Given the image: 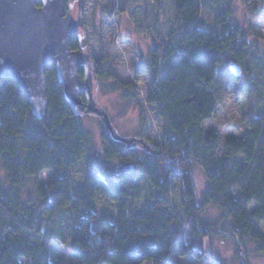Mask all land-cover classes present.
I'll list each match as a JSON object with an SVG mask.
<instances>
[{
	"label": "trees",
	"instance_id": "1",
	"mask_svg": "<svg viewBox=\"0 0 264 264\" xmlns=\"http://www.w3.org/2000/svg\"><path fill=\"white\" fill-rule=\"evenodd\" d=\"M203 1L172 0L177 44L153 54L147 101L162 119V143L153 154L139 155L101 133L105 158L132 162L160 193L141 212L134 209L141 196L135 170L89 171L82 186L73 187L70 168L83 157L89 136L64 99L54 65L45 67L40 119L16 82L0 78V264H181L209 256L203 240L214 237L232 240L246 264V243L264 254V116L250 118L242 137L223 144L217 131L202 126L217 108L219 67L241 65L249 53L229 10L216 14L211 27L199 22ZM69 45L78 49L75 35ZM102 61H95L96 69ZM196 168L206 181L199 194ZM43 172L50 173L45 183L38 180ZM175 186L176 206L170 199ZM98 195L113 203V213L92 229ZM207 207L218 209L216 221L202 218ZM62 209L75 216L70 251L53 256L42 218Z\"/></svg>",
	"mask_w": 264,
	"mask_h": 264
},
{
	"label": "rangeland",
	"instance_id": "2",
	"mask_svg": "<svg viewBox=\"0 0 264 264\" xmlns=\"http://www.w3.org/2000/svg\"><path fill=\"white\" fill-rule=\"evenodd\" d=\"M64 9L65 14H71L74 19L77 14L83 18L84 24L75 34L79 41L77 51L91 57L95 84L92 109L107 114L116 135L132 152L153 154L155 147L163 141L164 128L147 97L155 72L153 54L166 49L169 43L176 46L180 33L172 0H64ZM225 10H229L231 23L239 32L238 39L245 41L249 55L239 65L240 77H234L228 70L229 65L235 63L233 61L221 65L217 72L214 84L217 108L202 126L205 130L217 131L222 136L221 144L229 136L242 137L250 118L264 116V0H204L198 20L211 27L215 15ZM99 59L103 61L96 69L95 61ZM110 73L113 77H109ZM80 116L89 138L83 157L70 168L73 187H81L89 171L114 172L122 163L104 156L100 137L103 131H109L103 117L91 110ZM134 170L141 192L134 209L141 212L160 193L136 168ZM49 176L50 173L43 172L38 180L45 183ZM193 179L199 194L206 185L201 169L194 170ZM176 187L170 194L174 206L179 202ZM96 205L97 219L92 223V229L103 216L113 213V203L107 198L98 195ZM219 217L216 207H207L202 214L203 219L212 222ZM42 219L45 238H53L52 255L70 251L74 214L62 209ZM202 245L209 256L202 260L183 258L181 264H246L235 254L230 239H204ZM245 251L247 264H264V254L256 252L252 243H246Z\"/></svg>",
	"mask_w": 264,
	"mask_h": 264
},
{
	"label": "water",
	"instance_id": "3",
	"mask_svg": "<svg viewBox=\"0 0 264 264\" xmlns=\"http://www.w3.org/2000/svg\"><path fill=\"white\" fill-rule=\"evenodd\" d=\"M83 24L80 14L76 19L65 14L64 0H0V78L16 82L30 104L31 113L40 119L46 107L45 67L54 65L72 113L80 116L91 110L102 116L111 137L124 142L116 135L107 114L92 109L90 54L70 48L72 35ZM79 68H83L82 79ZM228 70L238 76L241 67L234 63ZM82 93L86 95L85 100ZM134 168L132 162H124L114 172L116 175L131 174Z\"/></svg>",
	"mask_w": 264,
	"mask_h": 264
},
{
	"label": "flooded vegetation",
	"instance_id": "4",
	"mask_svg": "<svg viewBox=\"0 0 264 264\" xmlns=\"http://www.w3.org/2000/svg\"><path fill=\"white\" fill-rule=\"evenodd\" d=\"M78 15V14H77ZM77 15H76V17H77ZM80 30V29H79ZM77 34V33H76ZM76 34H74L75 35V38L77 39V37H76ZM77 43H78V48H79V41H78V39H77ZM92 64V63H91ZM92 69H93V66H92ZM78 74H79V78L80 79H82L83 78V68H79V71H78ZM92 74H93V70H92ZM240 75H241V72H240V74L238 75V77H240ZM237 77V76H236ZM94 74H93V88H94ZM81 97H82V99L84 100V98H85V93H82L81 94ZM122 163H124V162H122ZM121 163V164H122Z\"/></svg>",
	"mask_w": 264,
	"mask_h": 264
}]
</instances>
